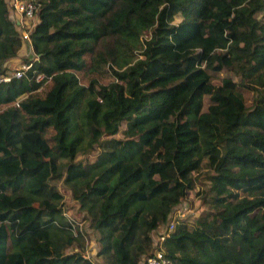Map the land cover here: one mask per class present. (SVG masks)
<instances>
[{
  "label": "trees",
  "instance_id": "1",
  "mask_svg": "<svg viewBox=\"0 0 264 264\" xmlns=\"http://www.w3.org/2000/svg\"><path fill=\"white\" fill-rule=\"evenodd\" d=\"M30 1L33 59L0 83V264H93L58 183L104 264H138L204 159L210 211L174 220L164 257L264 264V0ZM13 20L0 0V75L22 52Z\"/></svg>",
  "mask_w": 264,
  "mask_h": 264
},
{
  "label": "rangeland",
  "instance_id": "2",
  "mask_svg": "<svg viewBox=\"0 0 264 264\" xmlns=\"http://www.w3.org/2000/svg\"><path fill=\"white\" fill-rule=\"evenodd\" d=\"M5 4L7 6L8 14L10 17L17 18L16 14H18L13 8L12 5H10L11 0H4ZM16 12L15 13H13ZM19 16V15H18ZM18 24H20L22 30L26 31L27 35L29 32L32 31L34 27V20L31 19H26V17H23L21 19L20 17L17 18ZM178 21V18L176 19ZM21 36V35H20ZM22 40V37H21ZM23 41V40H22ZM27 42L23 41L22 45V52H19L17 55V58H14L8 63L9 69H17L19 68L20 64L23 62V59H21V56H25L26 59H33L32 54L30 49L26 47ZM217 53L219 56L222 57L223 64L226 68H228V60L226 57V54L223 50H218ZM224 70V69H223ZM221 70L218 73V78L221 77H227L230 76L229 71H223ZM80 82L82 84L86 83L87 78H89V75L85 73L83 77H80ZM213 84H217L218 81L214 79L212 81ZM241 95L243 96L244 103L245 105H249L254 94L252 93L251 90L245 88L242 84H239L237 87ZM43 90V88H41ZM202 110L206 111L211 109L210 105L208 103L207 96H204L202 98ZM112 115L110 114H105L104 117H102V124L105 122V127L107 126L106 120L111 117ZM90 154V153H89ZM94 158V153L91 152L90 155L86 157V160L90 161ZM84 155L82 154H77L76 157L74 158V161H81L84 162ZM205 160L208 161L207 159H204V163L202 164V167L199 169V171L192 173L191 179H193V184L190 190L187 191L184 200L179 203L178 206H176L171 214L168 217V220L172 222L175 218H181L186 221L188 224V227H191L194 225L195 220L199 219L203 213H206L210 211L208 205L206 203L201 202V192H204L206 187H207V180L206 176L211 174V166H208L207 163H205ZM211 163L210 161H208ZM56 188L60 194H62V210L64 212V216L68 222H71L73 225V229L76 231H79L82 237V243H83V249H82V254L85 258H88L93 264H104L105 261L102 257V255H98L99 250L102 249V247L97 243L96 237L97 234L94 230L89 228L88 226V220L84 219V214L83 212L78 211V205L77 203L71 198V195L69 191L62 187L60 183L56 184ZM168 227V225H167ZM165 230V225H161L156 231L153 233H150V238H151V250L154 247V245L157 243V237L158 233H163ZM150 250V251H151ZM67 251H71V249H67ZM138 264H141L139 262Z\"/></svg>",
  "mask_w": 264,
  "mask_h": 264
},
{
  "label": "built area",
  "instance_id": "3",
  "mask_svg": "<svg viewBox=\"0 0 264 264\" xmlns=\"http://www.w3.org/2000/svg\"><path fill=\"white\" fill-rule=\"evenodd\" d=\"M10 5H12V8L19 14L20 18L23 19V17H26V19L32 18V13L34 9V5L30 0H11ZM20 35L22 39L27 40L28 35L26 31L20 29ZM144 37L148 36V34H143ZM30 64L21 63L19 68L17 69H8L4 74L0 75V83L8 82L11 78H18L22 75L24 70L29 69ZM41 75H36L35 80L39 81L41 80ZM174 221H170L168 224V227L166 231L163 234H160L157 237V243L155 244L154 248L151 250L150 253H148L143 260L141 261V264H168V260L164 257L163 251L161 249V242L163 240V237L167 235V233L172 230Z\"/></svg>",
  "mask_w": 264,
  "mask_h": 264
},
{
  "label": "crops",
  "instance_id": "4",
  "mask_svg": "<svg viewBox=\"0 0 264 264\" xmlns=\"http://www.w3.org/2000/svg\"><path fill=\"white\" fill-rule=\"evenodd\" d=\"M7 11H8V10H7ZM13 13L16 14V12H14V11H13ZM8 15H9V14H8ZM16 15H17V16H16L17 18L20 17V16H18L19 14H16ZM9 17H10V16H9ZM13 17H14V16H13ZM13 17H10V18L13 19ZM17 18H14L13 21H15V24L18 25L19 30H20V29L22 30L20 24H18L19 22H18ZM25 41L27 42L25 45H26V47H28V39L25 40ZM28 49H29V47H28ZM7 65H8V64H7ZM225 71H226V70H225ZM176 219H181V218H175L174 220H176ZM174 220H173V221H174ZM169 222H170V220H169ZM159 227H160V226H159ZM166 229H167V228L165 227V230L163 231V233L166 231ZM153 232H154V231H153ZM153 232H151V233H153ZM163 233H160V232H159V233H158V236H159L160 234H163ZM154 246H155V245H154ZM153 248H154V247H153ZM153 248H152V249H153Z\"/></svg>",
  "mask_w": 264,
  "mask_h": 264
}]
</instances>
